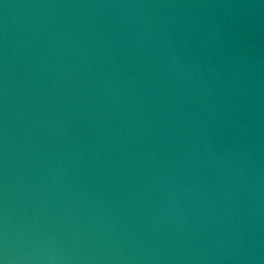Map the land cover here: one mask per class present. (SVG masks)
Returning a JSON list of instances; mask_svg holds the SVG:
<instances>
[{"label":"water","instance_id":"obj_1","mask_svg":"<svg viewBox=\"0 0 264 264\" xmlns=\"http://www.w3.org/2000/svg\"><path fill=\"white\" fill-rule=\"evenodd\" d=\"M0 264H264V0H0Z\"/></svg>","mask_w":264,"mask_h":264}]
</instances>
